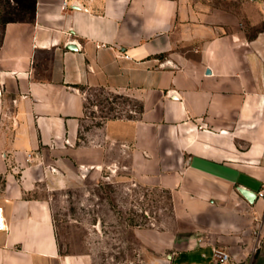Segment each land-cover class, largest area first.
<instances>
[{
  "label": "crops",
  "instance_id": "1",
  "mask_svg": "<svg viewBox=\"0 0 264 264\" xmlns=\"http://www.w3.org/2000/svg\"><path fill=\"white\" fill-rule=\"evenodd\" d=\"M30 3L0 24V264H95L53 196L121 170L171 194L174 228L133 231L156 264H264V0H162L148 30L146 0ZM88 89L140 110L90 125Z\"/></svg>",
  "mask_w": 264,
  "mask_h": 264
},
{
  "label": "rangeland",
  "instance_id": "2",
  "mask_svg": "<svg viewBox=\"0 0 264 264\" xmlns=\"http://www.w3.org/2000/svg\"><path fill=\"white\" fill-rule=\"evenodd\" d=\"M30 0H0V24L28 18ZM90 125L108 118L130 117L140 110V100L131 92L88 89ZM110 150L112 160H127ZM54 218L64 252L91 251L95 264H156V256L135 239L138 228H174L171 194L158 189L137 188L127 170L117 176L105 172L93 182H83L62 197L53 196ZM165 264L167 254L159 255Z\"/></svg>",
  "mask_w": 264,
  "mask_h": 264
},
{
  "label": "clouds",
  "instance_id": "3",
  "mask_svg": "<svg viewBox=\"0 0 264 264\" xmlns=\"http://www.w3.org/2000/svg\"><path fill=\"white\" fill-rule=\"evenodd\" d=\"M161 2L162 0H146V3L151 7L152 14L144 19L142 26L144 30H148L150 26H158L161 29L167 26V19L157 15V9L159 8Z\"/></svg>",
  "mask_w": 264,
  "mask_h": 264
},
{
  "label": "built area",
  "instance_id": "4",
  "mask_svg": "<svg viewBox=\"0 0 264 264\" xmlns=\"http://www.w3.org/2000/svg\"><path fill=\"white\" fill-rule=\"evenodd\" d=\"M259 196L261 198H264V190L259 192ZM6 227V218L3 209L0 208V232L5 231ZM214 255L220 264H236L234 261H232V259L227 253L214 251ZM249 264H251V261L249 262Z\"/></svg>",
  "mask_w": 264,
  "mask_h": 264
},
{
  "label": "water",
  "instance_id": "5",
  "mask_svg": "<svg viewBox=\"0 0 264 264\" xmlns=\"http://www.w3.org/2000/svg\"><path fill=\"white\" fill-rule=\"evenodd\" d=\"M69 48H74L72 45H69ZM209 73V71H207Z\"/></svg>",
  "mask_w": 264,
  "mask_h": 264
}]
</instances>
